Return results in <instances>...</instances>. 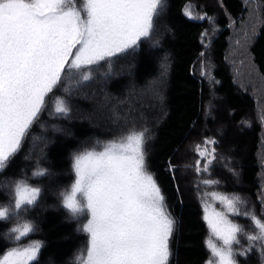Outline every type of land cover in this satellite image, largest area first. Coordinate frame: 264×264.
Listing matches in <instances>:
<instances>
[{
  "label": "trees",
  "instance_id": "trees-1",
  "mask_svg": "<svg viewBox=\"0 0 264 264\" xmlns=\"http://www.w3.org/2000/svg\"><path fill=\"white\" fill-rule=\"evenodd\" d=\"M262 8L263 23L250 52L264 77ZM243 10V0H163L149 36L134 48L90 69H65L19 150L0 171V207L9 209V217L0 220V257L14 247L39 242L33 264H78L88 243L78 224L87 213L75 218L63 205L75 181L74 157L102 151L132 132L144 133L146 170L175 220L168 264L207 261L206 226L194 190H201L209 204L210 194L249 198L253 215L264 222V207L256 203L262 187L264 118L259 115V121L256 98L238 87L227 59L230 24ZM209 38L211 47L205 52ZM88 71L91 78L83 80ZM58 100L64 101L67 113L56 112ZM206 141H214L215 160L207 171H198L196 149ZM42 170L45 174L37 175ZM20 182L39 188L40 195L34 205L16 210L13 188ZM249 219L239 222L241 246L233 248L245 250L241 261H235L264 264V258L256 260L264 242L247 239L258 234ZM23 222L34 230L16 241L12 229Z\"/></svg>",
  "mask_w": 264,
  "mask_h": 264
},
{
  "label": "snow or ice",
  "instance_id": "snow-or-ice-1",
  "mask_svg": "<svg viewBox=\"0 0 264 264\" xmlns=\"http://www.w3.org/2000/svg\"><path fill=\"white\" fill-rule=\"evenodd\" d=\"M162 3L83 0L78 9L75 0H0V171L19 150L45 98L61 84L65 69H90L134 48L149 36ZM186 14L191 16L190 10ZM90 78V71L82 74L83 80ZM55 110L68 112L63 100L56 102ZM144 142L143 132H132L108 143L103 151H84L74 157L76 178L64 196V206L73 217L85 212L89 216L82 225L89 245L86 255L77 258L78 264H168L174 221L164 210L154 176L146 170ZM196 150L212 164L214 150L199 146ZM44 174L43 170L37 173ZM39 195V188L17 183L15 209L34 205ZM219 199L240 215L239 198ZM8 217L9 209L0 207V220ZM204 218L222 242L219 247L208 244L215 264H236L233 244L240 243L243 229L215 210ZM252 220L258 234L247 239L264 241V222L255 216ZM33 230L25 223L12 232L20 241ZM40 247L39 242L14 247L0 257V264H33Z\"/></svg>",
  "mask_w": 264,
  "mask_h": 264
},
{
  "label": "rangeland",
  "instance_id": "rangeland-1",
  "mask_svg": "<svg viewBox=\"0 0 264 264\" xmlns=\"http://www.w3.org/2000/svg\"><path fill=\"white\" fill-rule=\"evenodd\" d=\"M243 2H244V10H243L244 12H243L242 16L240 17L239 20L232 21L230 24L231 37L229 39V46H228L229 47V53L227 55V59L230 60V61H228L229 65H230L229 67L232 70L231 72L234 75V78L236 80V83L238 84V87H240L244 91L249 92V94L251 92L252 96H254L256 98L257 103H258L257 117L259 118V121H260L261 118L259 117V115L263 116V118H264V77L262 76L260 71H258L259 69L254 62V58L250 52V49H251V45L254 42L256 35H257L258 31L260 30V27L262 26V23H263V21H262V19H263L262 9L263 8L262 7L264 6V1L263 0H243ZM82 4H83V0H75V5L78 9L82 8ZM82 15H84L83 12H82ZM208 41H211L210 38H209V40L205 41V44H206L205 45V52H207L211 47L210 46L211 44H208ZM206 61H207V58L204 57V58H202V60L199 64V67H200L202 74L206 73V71H204V69H202V67L204 66V63ZM95 113H97V111ZM96 121H98V119H96ZM248 121H250V120H248ZM203 148H207L209 151H213L212 150L213 146L210 144H207L206 146L202 147L201 149H203ZM260 150H261V155L259 158L260 159L259 164L261 166V179L260 180L262 182L261 183L262 187L259 188L257 191V196H256L257 202L256 203L260 207H264V141L261 142L259 152H260ZM196 155L199 157V160H198L199 165L197 166V168L199 167V169H200L199 171H202L205 168V166L208 165V161L204 157L200 156L198 152L196 153ZM209 159H211V157H209ZM214 160L215 159H213L212 162ZM209 166L210 165H208V167ZM73 168H74V166H73ZM74 174H75V170H74ZM15 185L13 188L14 197H15ZM194 195L196 198L201 199V205H202L201 207H202V212H203L202 213V219H203L205 226H206V249L208 252V258H207V261L205 264H210V262H211V264H215L216 258L213 257V255L211 253V249L208 247V244H209V241H211L213 244H216L219 247L222 244V242L219 241L215 236H213L212 231L208 227V223L204 218L205 215L211 214L213 210H215L216 212H222L227 216V218L229 220H231L233 223L239 225V222H244L245 219H249V217L252 218L254 216L253 214H255V209H254L255 206H254V204H252V201L249 198L246 199L243 196L234 197V198H239V201H240L236 205V207L239 209L240 215H235L228 210V208L224 202H222L218 197L215 198L214 194L208 195V198L210 199V201H212V203H210V204L207 200H205V195L202 194L201 190H194ZM215 203H217V205ZM63 205H64V203H63ZM6 207L8 208V206H6ZM206 208L208 209L207 213L205 211ZM66 210L69 211L68 209H66ZM164 210L173 219L174 224H175L173 214H170L169 210L165 206H164ZM83 214L84 213H82L81 215L83 216ZM84 216H85V219L82 217L79 224H78L79 229H82V225L85 224L87 222V219L89 218L88 214H86ZM75 218H77V217H75ZM256 218L259 219L258 217H256ZM253 223H254V221H253ZM23 224H25V222H23L22 224H19L18 226H21ZM248 224L250 226L255 225V223L253 225L251 223V221H248ZM18 226H15V227H18ZM253 228L254 227H252L251 229H253ZM255 228L257 229L256 226H255ZM82 233L83 234L85 233V235L88 238V243H87V247H88L89 235L86 232H84L83 230H82ZM239 236H240V234L238 235V238H239ZM171 237L169 238V250H170V239H171ZM237 246L240 247L241 244L239 243ZM86 250H87V248H86ZM244 250L239 249V248H233V252H234L235 257H236L238 262L241 261V259L243 258ZM241 253H243V254H241ZM84 255H86V252ZM263 258H264V251L262 252V255L258 256V258L256 260H258V262H260Z\"/></svg>",
  "mask_w": 264,
  "mask_h": 264
}]
</instances>
